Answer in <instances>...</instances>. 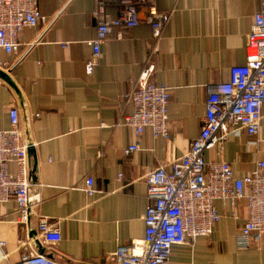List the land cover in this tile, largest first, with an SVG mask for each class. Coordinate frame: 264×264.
I'll use <instances>...</instances> for the list:
<instances>
[{
	"label": "crops",
	"instance_id": "crops-1",
	"mask_svg": "<svg viewBox=\"0 0 264 264\" xmlns=\"http://www.w3.org/2000/svg\"><path fill=\"white\" fill-rule=\"evenodd\" d=\"M155 1L171 16L161 35L155 39L146 24L114 28L90 75L85 63L92 56L87 42L95 36L94 0H39L46 22L18 34V54L0 50L11 84L0 79V131L9 128V109H16L21 143L34 150L36 162L29 192L40 197L26 226L10 222L16 216L12 201L0 205V242L5 244L0 264L36 253L57 264H111L108 258L119 246L143 238L146 174L176 160L199 135L206 87L227 82L230 68L246 63V38L260 4ZM106 13L114 17L116 9L108 7ZM150 66L149 80L171 89L167 139H155L149 128L137 137L122 126L133 113L127 95ZM132 143L139 150L125 156ZM223 157L236 179L264 161V117L256 135L240 131L228 137ZM204 158L217 161L216 149ZM87 178L97 192L91 197L81 190ZM235 204L215 201L220 220L212 232L196 239L192 249L174 247L170 264H264V235L247 248L237 247L248 211L244 200ZM39 217L58 226L61 242L29 238L37 233Z\"/></svg>",
	"mask_w": 264,
	"mask_h": 264
},
{
	"label": "built area",
	"instance_id": "built-area-1",
	"mask_svg": "<svg viewBox=\"0 0 264 264\" xmlns=\"http://www.w3.org/2000/svg\"><path fill=\"white\" fill-rule=\"evenodd\" d=\"M39 0H0V50L6 56L18 54V34L46 22L39 9ZM250 32L246 38L244 65L229 70V80L206 87V115L197 137L189 149L176 160L162 164L146 174V212L142 239H132L119 246L108 258L111 264H170L171 251L179 245L193 248L200 237H208L220 215L214 202L228 201L235 208L244 200L248 217L237 235V247L247 248L264 235V161L255 163L249 174L236 179L223 157L228 137L238 132L248 136L258 133L263 119L264 103V0H259ZM95 36L87 42L92 56L85 63L90 75L101 56L100 46L114 28L150 26L155 39L169 22L170 13L159 11L155 0H94ZM108 7L116 15L106 13ZM8 66L0 59V69ZM154 70L148 67L136 79L127 95L133 113L127 115L122 126L132 129L139 137L149 128L155 139L169 137L168 104L171 89L166 84L156 85L149 80ZM9 128L0 131V205L12 201L17 226H26L32 209L40 203L39 194H30L31 163L28 148L21 143L19 115L9 109ZM37 117L39 115L36 114ZM215 148L217 161H206L204 154ZM139 150L132 143L124 150L125 156ZM13 165V170L9 166ZM119 178H122L119 175ZM87 197L97 192L93 179L87 178L81 188ZM35 237L45 244H58L61 234L56 224L39 217ZM0 242V247H4ZM8 264V263H7ZM10 264V263H9ZM16 264H57L42 253L22 256Z\"/></svg>",
	"mask_w": 264,
	"mask_h": 264
},
{
	"label": "water",
	"instance_id": "water-1",
	"mask_svg": "<svg viewBox=\"0 0 264 264\" xmlns=\"http://www.w3.org/2000/svg\"><path fill=\"white\" fill-rule=\"evenodd\" d=\"M0 79L7 82L8 84H10V80H9V76L7 75V73H5L3 70L0 69ZM11 85V84H10ZM28 158L30 161H32V171L31 174H33L36 170V162H35V156H34V150L31 148H28ZM35 233L34 232H30L29 233V238L32 239L34 238ZM36 245H37V250L40 251L41 245L38 241H35Z\"/></svg>",
	"mask_w": 264,
	"mask_h": 264
}]
</instances>
